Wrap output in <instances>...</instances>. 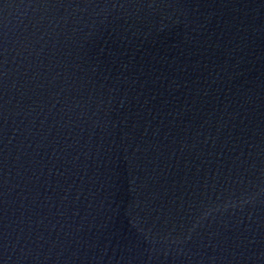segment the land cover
I'll list each match as a JSON object with an SVG mask.
<instances>
[{"label": "water", "instance_id": "obj_1", "mask_svg": "<svg viewBox=\"0 0 264 264\" xmlns=\"http://www.w3.org/2000/svg\"><path fill=\"white\" fill-rule=\"evenodd\" d=\"M0 264H264V0H0Z\"/></svg>", "mask_w": 264, "mask_h": 264}]
</instances>
